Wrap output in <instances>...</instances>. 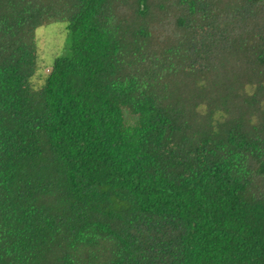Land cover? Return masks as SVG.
Here are the masks:
<instances>
[{
    "label": "trees",
    "instance_id": "1",
    "mask_svg": "<svg viewBox=\"0 0 264 264\" xmlns=\"http://www.w3.org/2000/svg\"><path fill=\"white\" fill-rule=\"evenodd\" d=\"M0 264H264V0H0Z\"/></svg>",
    "mask_w": 264,
    "mask_h": 264
},
{
    "label": "rangeland",
    "instance_id": "2",
    "mask_svg": "<svg viewBox=\"0 0 264 264\" xmlns=\"http://www.w3.org/2000/svg\"><path fill=\"white\" fill-rule=\"evenodd\" d=\"M38 50V68L32 84L39 87L48 73L53 60L63 54L68 46L64 22H50L35 30Z\"/></svg>",
    "mask_w": 264,
    "mask_h": 264
}]
</instances>
